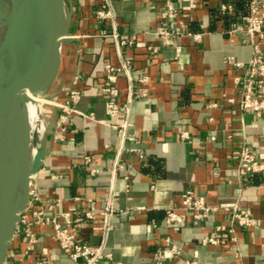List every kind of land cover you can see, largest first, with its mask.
Returning a JSON list of instances; mask_svg holds the SVG:
<instances>
[{
	"label": "crops",
	"instance_id": "0c3cea01",
	"mask_svg": "<svg viewBox=\"0 0 264 264\" xmlns=\"http://www.w3.org/2000/svg\"><path fill=\"white\" fill-rule=\"evenodd\" d=\"M173 1L187 30L205 32L200 41L184 36L179 58L151 33L164 22V0H112L115 18L107 21L95 14L98 0H72L80 26L77 42L63 56L57 88L65 87L58 102L66 101L71 88L83 93L64 132L58 126L63 112L58 102L44 114L48 152L35 176L39 199L27 210L38 240L25 253L26 233L17 230L6 264H36L43 258L48 264H85L62 250L52 225L36 223L32 210L38 207L76 232L79 241L103 245L112 256L101 264H151L167 238L182 251L163 264H184L186 259L197 264H264V173L240 177L237 171L243 144L264 160V113L242 111L228 101L240 97L234 77L244 72L228 58L247 61L253 52L245 31L229 30L247 17L250 0ZM224 2L232 3L231 13L221 11ZM102 30L121 38L138 34L140 41L120 47L112 34L100 35ZM150 45L159 51L151 52ZM125 58L131 64L118 75L121 114L115 117L107 112L108 95L102 91L105 64L121 65ZM143 76L148 81L141 82ZM141 87L147 95L137 94ZM115 123L123 126L122 132ZM188 189L220 210L195 219L180 208ZM90 200L98 206L95 218L85 214ZM108 202L112 210L106 216L101 210ZM236 203L252 209L256 226L236 225L234 233H222L224 242L204 244L202 239L214 234L218 223H231L226 208ZM169 208L184 217L179 229L167 222Z\"/></svg>",
	"mask_w": 264,
	"mask_h": 264
},
{
	"label": "water",
	"instance_id": "95a60500",
	"mask_svg": "<svg viewBox=\"0 0 264 264\" xmlns=\"http://www.w3.org/2000/svg\"><path fill=\"white\" fill-rule=\"evenodd\" d=\"M73 13L72 0H0V264L48 152L45 116L41 112V135L32 128L29 105L36 97L49 105L59 101L63 56L80 26ZM77 55L72 80L80 49Z\"/></svg>",
	"mask_w": 264,
	"mask_h": 264
},
{
	"label": "built area",
	"instance_id": "2783aa9c",
	"mask_svg": "<svg viewBox=\"0 0 264 264\" xmlns=\"http://www.w3.org/2000/svg\"><path fill=\"white\" fill-rule=\"evenodd\" d=\"M95 14L101 21L111 20L115 18V13L112 8V0H98ZM220 9L223 13H231L233 5L230 2L221 4ZM180 7L173 0H164V8L162 17L164 22L156 26L151 33H154L160 40L162 46H170L175 49V58H179L184 53V46L181 39L184 36L191 37L195 41H200L205 32H195L186 29L184 20L179 17ZM243 30L248 35L249 40L253 45L252 56L247 61L235 59L233 56L228 58L229 63H232L238 68L244 70L242 74L234 77V83L240 90V97L229 98L231 104H237L242 111H252L258 116L264 113V0H250V10L247 17L242 22H235L230 33ZM113 35L117 38L120 47H134L140 41L138 34H133L127 37H120L118 33H111L108 30H102L100 35ZM151 52H158V46H148ZM131 60L123 59V64L116 65L111 62L105 64V80L102 84V91L108 95L107 112L111 116H120V108L117 103L119 96V88L117 86L118 75L124 69L130 67ZM77 77V76H76ZM141 82L148 81L147 76L140 78ZM83 91L79 88H71L65 102L56 103L62 108V113L59 116L58 126L61 131H65V123L69 114L76 112L75 104L81 98ZM137 94L147 95V89L141 87L137 90ZM217 105L216 102L212 103ZM114 126L122 132L120 124L115 123ZM60 133V138L64 139V135ZM186 135V134H184ZM86 161L91 162L89 155L85 156ZM94 172L100 171V168L94 167ZM237 171L240 177H247L255 173H264V160L260 159L256 151L247 144H243L238 151V167ZM39 199L35 185L31 189L30 201L25 211L21 213V218L17 226V230H23L26 233V248L25 253H29L33 249V245L37 242V236L31 229L28 220L27 210L31 207L32 200ZM52 208V205L50 206ZM32 208V207H31ZM180 208L191 212L197 220L207 218L211 213L220 210V206L209 204L205 197L196 194L193 189L184 191L181 195ZM231 214V223H218L215 227V233L206 235L202 241L204 244H219L225 239L222 233L235 232V226L243 228H251L256 226L257 219L253 215L252 209L249 207H241L239 204L226 208ZM112 210L111 204L108 202L101 210L106 216ZM98 212V206L93 200H90V208L85 212L88 218H95ZM32 214L35 221L39 225H52L54 237L59 242L60 247L64 252L69 254L73 259H83L85 264H101V261L112 254L107 252L103 245H94L79 241L76 232L72 231L68 226L61 222L56 216L49 215L46 209L42 207L33 208ZM67 213H62V216H67ZM167 222L174 226L175 229L180 228V224L184 221L183 215L176 208H169L166 211ZM110 228L105 226V230ZM235 239V236L232 237ZM167 245L155 255V260L151 264H163L166 259L176 258L181 254V247L167 238ZM264 251V246H263ZM6 264V263H5ZM36 264H48L47 259H40ZM184 264H197L194 260L186 259Z\"/></svg>",
	"mask_w": 264,
	"mask_h": 264
},
{
	"label": "bare ground",
	"instance_id": "6f19581e",
	"mask_svg": "<svg viewBox=\"0 0 264 264\" xmlns=\"http://www.w3.org/2000/svg\"><path fill=\"white\" fill-rule=\"evenodd\" d=\"M45 102H47L45 99L36 97V100L29 105L28 109L32 128L38 130L41 135L44 131V122L41 119V112Z\"/></svg>",
	"mask_w": 264,
	"mask_h": 264
},
{
	"label": "rangeland",
	"instance_id": "374dc122",
	"mask_svg": "<svg viewBox=\"0 0 264 264\" xmlns=\"http://www.w3.org/2000/svg\"><path fill=\"white\" fill-rule=\"evenodd\" d=\"M50 110V105L49 104H44L42 108V113L47 114L48 111Z\"/></svg>",
	"mask_w": 264,
	"mask_h": 264
}]
</instances>
